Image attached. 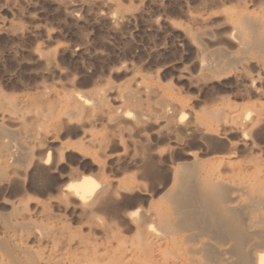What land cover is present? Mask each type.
<instances>
[{
  "label": "rangeland",
  "instance_id": "1",
  "mask_svg": "<svg viewBox=\"0 0 264 264\" xmlns=\"http://www.w3.org/2000/svg\"><path fill=\"white\" fill-rule=\"evenodd\" d=\"M245 12L251 17H256V14L257 17L264 16V0H0V91L8 95H21L51 89L50 102L56 103V108L52 112L45 104L27 112V121L31 122L30 132L27 134L20 130L13 118L14 115L6 113L4 125L9 129H19L20 138H25L28 145L33 147L34 158L48 156L47 164L42 170H28L29 175L27 174L24 179L26 181H20L23 190L19 187V193L30 198L29 204H32L34 199L46 201L50 198L52 208L60 209L58 201L61 197L58 191L56 192L59 188L57 186L72 182L69 173L66 172L75 170L79 175L90 177L94 182H98L101 175L109 176L113 180L119 178L121 184L129 187L131 193L136 195L133 197L131 193L128 194L132 198H137L136 204L146 206L152 200L156 202L164 188L162 184L166 181L163 179L167 177L165 174L167 163H161L158 169L159 175H163L162 177L157 175L160 179L157 176L153 178L155 176L152 175L150 178L141 176L139 173L144 162L138 155L143 150L142 143L145 142L148 148L158 147L163 150L161 157L165 159L176 151L175 148L181 151L183 145L187 148L195 141L198 145L194 142L196 146L192 144L193 147L190 148L204 153L203 158L216 159L225 156L230 144L238 143L237 154L264 160V53L258 54L255 51L241 49L243 45L236 37L234 23L238 14ZM206 31L210 32V36L207 39L202 38L203 46L199 48L196 43L199 40L197 35ZM222 58L228 59L230 63L228 67L220 66ZM201 62H212V67L215 68L199 70ZM146 87L151 90H147ZM103 89L104 92L101 91ZM144 89L148 92H144ZM124 90L129 94H133L135 90L136 92L135 95L131 94V97L123 92ZM100 91L105 94V100L101 111L96 115L84 114L79 118L73 116L74 118L69 121L61 113L65 109L63 101L65 93L93 94ZM125 96L135 102L127 104ZM136 96L139 97L138 102ZM162 98L165 101L163 99L162 102ZM17 102L23 103L21 100ZM157 104H160L158 105L160 107L164 104L168 108H173L170 109L174 111V117L180 120L193 117L195 112L201 115V110L208 108L223 109L226 113H239L244 117L258 116L261 120L259 129L252 139L253 145H256L252 152L251 150L249 152L247 148L250 146L242 144L240 133L234 134L228 130L218 134L212 133L213 136L189 133L185 138L188 141L180 143L183 135L177 131L172 132L173 128L170 129L168 125L162 127L166 124L157 119L160 109ZM134 109L137 111L134 112ZM115 111L122 113L123 116L117 122L108 121V117ZM147 114L150 118L146 116ZM134 116L137 119L142 118V122L148 119V123L147 121L141 123L144 126L142 128L140 124L139 126L136 124L137 128H141L136 129L133 120L135 122L137 120ZM155 127L158 133L154 131ZM165 128L171 131L168 129L167 132ZM160 131L163 133L166 131L164 133L166 135ZM141 132H144V135ZM174 132L181 136L180 140ZM155 148V151L159 150ZM130 155L136 156L132 159ZM153 156V159H158V155ZM126 162H129V165H126ZM140 164L141 168L138 167ZM104 166L106 167L103 168ZM120 167H123L121 168L123 172L119 171ZM30 173H33V176ZM37 174H40L42 179ZM43 175L49 179H43ZM126 175L129 179L125 177ZM50 179L53 182L50 183ZM41 180H44V183ZM46 183L49 184L47 188L51 190L46 188L40 191ZM3 186H0V212L3 211L11 221L15 218L20 219L21 204L16 205L13 211L10 205L2 200L10 197L9 187L5 191ZM32 186L38 188L33 187L35 190ZM134 190L136 192H133ZM71 200L70 204L73 206L75 198ZM56 204L57 207H54ZM2 225L3 222L0 220V237L7 236L8 240L14 241L12 231L6 232Z\"/></svg>",
  "mask_w": 264,
  "mask_h": 264
},
{
  "label": "bare ground",
  "instance_id": "2",
  "mask_svg": "<svg viewBox=\"0 0 264 264\" xmlns=\"http://www.w3.org/2000/svg\"><path fill=\"white\" fill-rule=\"evenodd\" d=\"M249 15L246 12L239 13L234 23V29L237 30V35H235L243 45V47H241L242 45H239V47L244 50L255 51L258 54L264 53V16L257 17L256 14V17H251ZM209 36L210 32L208 31L199 33L197 35L199 40L196 42L198 47H201L202 42H204L202 38L204 39L205 37L207 39ZM237 43H239L238 40ZM220 60L222 62L220 66L228 67L230 64L228 59L222 58ZM211 63H199V70L210 69L213 66ZM46 90L24 94H21V92L19 93L21 95H8L0 91V186L4 185L2 188L5 191L9 187L10 192L9 199H1L10 205L13 211H15L14 208L16 205L21 204L22 206L20 219L15 218L13 221L10 218L8 219L3 211L0 212V220L3 222L4 230L6 232L12 231V236L15 238L14 241H11L8 240L9 238L7 239V236L0 237V264H264V160L254 158L251 155V157L249 156L250 158H247L245 155L237 154L238 143L230 144L231 146L226 152V155L216 159L203 158L202 154L204 155V153H200L197 150L196 152L194 151L195 149L191 150L190 147H193L191 145L195 142L191 144L192 140L195 139H192V137V140L188 142L191 144L190 147L186 148L183 145L184 147H181V151H177L175 148L176 151H173L170 156L168 155L169 157L167 159L162 158L163 156L161 157L163 150L158 147L159 150H157L154 147L157 150L155 151L154 148H148L149 146L147 147L145 145L146 142L144 144L142 143L147 148L145 147L144 149L141 145V149L143 148V150H139L140 154L138 156L144 162L143 164L141 162L143 165L142 168L141 164L138 165L141 168L139 173L141 176H149L148 178H150L152 175L155 176L153 178H156L160 174V170L158 169L161 163H167L165 173L167 177L163 179L166 181L162 184L164 188L156 202H152L153 200L148 197L152 201L146 206L144 204H136L137 198H132L131 195L128 196L131 193V189L122 185L119 178H116L118 180H113V178L102 176L98 172L101 178H99L100 180L98 182H94L90 177L85 178L81 176L82 174L79 175L77 171L70 170V167L68 169L70 172L66 173H69V178L72 182L63 183L64 185L62 186H59V184L57 186L59 188L56 190L61 197L60 199L58 198V204L61 205L60 209L55 210L52 208V200L50 198H47L46 201L34 199L32 204H29L30 198H26L25 195L19 193V190L22 189L20 187V181L26 179L25 176L28 174V170H42V167L47 164L48 156L46 158L35 159L33 147L28 145L25 138H20L19 129L7 128L4 125V121L7 117L6 113L9 112L14 115L13 118L18 123L20 130L25 134L29 133L31 122L29 123L27 121V112L31 111V109H36L41 104L47 105V108L51 112L56 108V103L50 102L52 96L51 89L50 91ZM105 90L107 91V89ZM101 91L104 92V89ZM101 91L90 94V90V95L81 94L80 92L65 93L63 96L65 109L61 113L69 121L73 116H78L79 118L84 114L96 115L101 111L100 109L105 100V94ZM144 92L148 91L145 90ZM127 94L131 95L132 93ZM138 96H136V99ZM133 97L135 99V96ZM125 99L127 104L133 101L127 96H125ZM163 99H161L162 102ZM17 100H21L23 103L17 102ZM158 105L160 104L156 106ZM158 108L160 109L158 118H156L166 124L164 125L162 123V127L168 125L171 127L170 129L173 128L172 132L177 131L180 135H183L184 138H181L180 143L182 142L184 144L188 141L185 138L189 136V133L197 132L200 135L209 134V136H213L211 135L212 133L218 134V132L228 130L233 131L232 133L234 134L240 133L239 135L242 137L240 141H242V144L250 146V149L247 148L248 151L251 150L252 152L254 145H256H253L252 139L253 135L256 136L254 134L256 130L259 129L258 126L261 120L258 116L244 117L239 113H226L223 109L208 108L201 110V115L195 112L197 115L195 114L191 118L188 117L189 119L187 120H185L186 118L180 120L174 117L175 113L171 110L173 108L170 107V109L164 104L161 107L158 106ZM137 109L139 108L137 107ZM155 110L157 111V109ZM135 111L137 110L134 109ZM141 114L143 113L141 112ZM42 116L44 117V115ZM122 116V113L115 111L113 115L108 117V121L117 122ZM135 116L134 118L137 120L136 122L133 120L135 128H142L143 125L141 123L144 124L148 119L145 122L143 121V123L142 118L137 119L139 117L136 116V118ZM146 116L149 117L148 114ZM136 124L137 126L139 124L141 126L137 128ZM163 130L161 129V131ZM154 131H156V127ZM154 131L152 134H154ZM37 133L39 132L37 131ZM141 133L144 135V132ZM161 133L164 134L163 132ZM161 133L159 134L160 138ZM175 134L176 137L179 136V134ZM111 135L114 134L111 133ZM168 135L170 136V134ZM195 135L197 134L195 133ZM145 136L147 137V135ZM180 137H178L179 140ZM108 140L107 144L109 142ZM195 140L197 141V139ZM148 141H150L149 138ZM211 141L214 142L216 140ZM195 144L197 143L195 142ZM112 149L114 148L112 147ZM135 150L137 151L138 149ZM208 150L206 149V152ZM135 153L138 154V152ZM44 154L46 155V153ZM155 154L158 155V159L156 158V160L153 159V155ZM132 155L130 157L133 159L136 155L133 157ZM116 160L114 161L116 162ZM128 163L126 162V165H129ZM108 164L110 165V163ZM135 166H137L136 163ZM56 167L58 168V166ZM121 168L123 167H120V170H118L121 171ZM159 176L162 177L163 175ZM38 177L40 178L41 175ZM45 177L43 179H49ZM97 179L95 178V181ZM35 180L37 179L35 178ZM51 180H49L50 183L53 182ZM24 181L23 183L21 182L22 186H24ZM42 182L44 183V180ZM37 183L39 185V182ZM47 187H49L48 183L44 187L39 188L42 191ZM37 192L39 193V190ZM133 192L136 191L134 190ZM50 195L52 196V194ZM132 195L133 197L136 196L134 194ZM4 196L6 197V195ZM53 196L55 195L53 194ZM71 198H75L73 206L70 204V201L73 200ZM58 204L54 207H57Z\"/></svg>",
  "mask_w": 264,
  "mask_h": 264
}]
</instances>
